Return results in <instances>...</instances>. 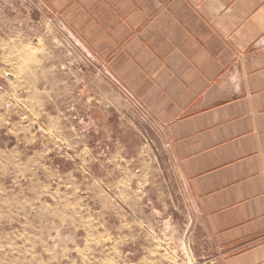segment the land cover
<instances>
[{
	"label": "rangeland",
	"instance_id": "1",
	"mask_svg": "<svg viewBox=\"0 0 264 264\" xmlns=\"http://www.w3.org/2000/svg\"><path fill=\"white\" fill-rule=\"evenodd\" d=\"M107 67L42 0H0V264L216 258L218 247L194 255L191 223L181 239L168 214L181 182L162 127ZM96 71L133 108L95 105V80L83 76Z\"/></svg>",
	"mask_w": 264,
	"mask_h": 264
},
{
	"label": "crops",
	"instance_id": "2",
	"mask_svg": "<svg viewBox=\"0 0 264 264\" xmlns=\"http://www.w3.org/2000/svg\"><path fill=\"white\" fill-rule=\"evenodd\" d=\"M42 1L160 123L194 255L264 264V0ZM100 73L95 105L133 108Z\"/></svg>",
	"mask_w": 264,
	"mask_h": 264
}]
</instances>
